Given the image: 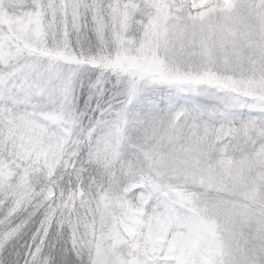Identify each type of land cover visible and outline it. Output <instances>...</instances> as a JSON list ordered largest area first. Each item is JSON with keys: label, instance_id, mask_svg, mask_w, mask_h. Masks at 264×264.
<instances>
[{"label": "snow or ice", "instance_id": "6c2138e0", "mask_svg": "<svg viewBox=\"0 0 264 264\" xmlns=\"http://www.w3.org/2000/svg\"><path fill=\"white\" fill-rule=\"evenodd\" d=\"M0 264H264V0H0Z\"/></svg>", "mask_w": 264, "mask_h": 264}]
</instances>
